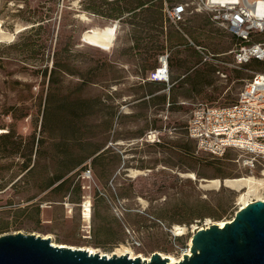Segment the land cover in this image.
Listing matches in <instances>:
<instances>
[{"label": "rangeland", "instance_id": "1", "mask_svg": "<svg viewBox=\"0 0 264 264\" xmlns=\"http://www.w3.org/2000/svg\"><path fill=\"white\" fill-rule=\"evenodd\" d=\"M113 1L0 0V235L35 233L99 253L127 245L139 255L179 257L194 232L231 220L240 208L237 189L209 186L208 179L252 175L238 150H200L188 118L198 102H234L264 64L234 67L237 39L206 10L176 23L163 8L160 33L152 2L114 18L118 3L136 2ZM2 29L9 35L1 37ZM166 52L170 80L151 79ZM206 62L217 67L211 83L188 80ZM88 167L92 177L85 179ZM85 197L90 221L82 214ZM192 209L205 215L188 223Z\"/></svg>", "mask_w": 264, "mask_h": 264}, {"label": "built area", "instance_id": "2", "mask_svg": "<svg viewBox=\"0 0 264 264\" xmlns=\"http://www.w3.org/2000/svg\"><path fill=\"white\" fill-rule=\"evenodd\" d=\"M199 9L208 11L213 21L236 37L231 61L234 67H243L254 59L264 60V0H177L166 1L164 6L167 17L176 23ZM252 73L234 102L196 103L186 128L200 150L219 156L230 149L238 150L242 165L255 176L264 175V68ZM150 78L169 81L168 52L160 54L159 66ZM81 176L91 178L92 169L84 168ZM81 205L84 215L86 206L92 208L91 198L85 197Z\"/></svg>", "mask_w": 264, "mask_h": 264}, {"label": "water", "instance_id": "3", "mask_svg": "<svg viewBox=\"0 0 264 264\" xmlns=\"http://www.w3.org/2000/svg\"><path fill=\"white\" fill-rule=\"evenodd\" d=\"M191 254L171 262L159 251L151 259L91 253L55 244L50 237L12 232L0 235V264H264V199H255L220 225L201 227L192 236Z\"/></svg>", "mask_w": 264, "mask_h": 264}, {"label": "bare ground", "instance_id": "4", "mask_svg": "<svg viewBox=\"0 0 264 264\" xmlns=\"http://www.w3.org/2000/svg\"><path fill=\"white\" fill-rule=\"evenodd\" d=\"M1 37H6L9 35L8 32L4 31L3 29L1 30ZM11 36V35H10ZM112 38V35L111 37ZM155 135V134H154ZM138 170H135V173H138ZM191 175H194L193 172H191ZM209 186H213V187H220L222 185H227L230 187H233L235 189H237L240 194H239V199L241 202L240 208L245 206L246 204H248L249 202H251L253 200V198H262L264 199V179L261 180L260 178H256L252 175H240V176H234V177H226L224 179H220V178H212V179H208V183ZM86 205H88V202L86 203ZM84 220L85 221H90L91 217H92V209L89 206H86V208H84ZM229 219H224V220H220L219 224L220 225H224L226 221H228ZM176 231L177 233H183L184 232V228L181 225H176ZM55 244H58L60 246L62 245H68L65 243H57L55 241H53ZM190 245L192 246V238L190 240ZM72 246L73 248H75L74 245H69ZM85 249H87L89 252L94 253L97 252L95 249L91 248V247H85ZM126 252H128V255H130L131 257H136V256H141L144 259H151V256H144V255H139L137 254L135 251H133V249L131 247H128L127 245H123L121 249H119L118 251H115L114 253L117 255H121V254H126ZM114 253H105L102 252L101 254H107L108 256H112L114 255ZM188 253L191 254V248H188L187 251H185L181 256L176 257L174 255H168L165 254L163 252H161L162 256L164 257H168L169 260L171 262H178L180 261L184 254Z\"/></svg>", "mask_w": 264, "mask_h": 264}, {"label": "trees", "instance_id": "5", "mask_svg": "<svg viewBox=\"0 0 264 264\" xmlns=\"http://www.w3.org/2000/svg\"><path fill=\"white\" fill-rule=\"evenodd\" d=\"M118 1L119 0H114L113 2L118 3ZM134 1L136 2L135 6H130L129 3H126L124 6H122L120 3H118V5L113 8V11L111 12L110 16L117 18V17L121 16V14H123L124 11H134L137 8L145 9L146 7H149V2H152V5L155 6V8H156L154 11V20L157 23V29L160 33H163L164 32V23L166 20L164 10H163V8H164L163 0H134ZM146 4H148V5H146ZM159 44L160 45L158 47H162L164 45L162 42H160ZM252 61H255L254 62L255 64H264V60L254 59ZM56 65H58V64H56ZM64 69H66V68H64ZM216 69H217L216 65H214L210 62H206L205 68H203V69L195 67L194 73L188 77V80L191 79L193 81V83H195V84L197 82L211 83V81H212L211 75ZM55 74H56V69L54 68V70H52V72L50 73V81H54ZM187 75L188 74H186V76ZM170 78H169V80H170ZM153 80H157V79H153ZM164 81H166V80H164ZM185 81L187 82V80H185ZM156 82H158V81H156ZM173 85L174 84L171 85V89H172ZM162 100L163 101L166 100V94H164L162 96ZM5 136H9V134H6ZM190 138L193 139L192 137H190ZM184 147L189 149L188 146L184 145ZM101 153H103V151ZM101 153L97 154L95 156V159H98L100 157ZM26 167L28 168V165ZM61 178H62V176H57L55 179H53V181L50 184H54L55 181L60 180ZM66 181H67V178L62 180L60 183H58L56 187H59L60 185L64 184ZM195 213L200 215V217L205 215V214H202L200 212H195V210L192 209L190 212L189 218L187 219L188 223L192 222V218L194 217L193 215Z\"/></svg>", "mask_w": 264, "mask_h": 264}, {"label": "crops", "instance_id": "6", "mask_svg": "<svg viewBox=\"0 0 264 264\" xmlns=\"http://www.w3.org/2000/svg\"><path fill=\"white\" fill-rule=\"evenodd\" d=\"M169 70H170V68H169ZM190 71H191V70H190ZM186 74H187V72H186V73H183L180 77L176 78L175 80H179L181 77H185ZM170 77H171V71H170Z\"/></svg>", "mask_w": 264, "mask_h": 264}]
</instances>
